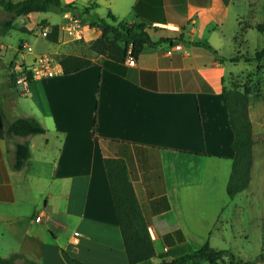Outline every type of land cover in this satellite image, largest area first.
<instances>
[{"label": "crops", "instance_id": "0c3cea01", "mask_svg": "<svg viewBox=\"0 0 264 264\" xmlns=\"http://www.w3.org/2000/svg\"><path fill=\"white\" fill-rule=\"evenodd\" d=\"M62 1L80 8L96 3L95 17L110 13L120 21L144 24L157 45L145 46L135 66H129L85 54L101 36L98 28L88 26L79 41L65 40L62 32L57 44L42 38L35 53L56 59L84 56L94 64L74 74L31 81L24 93L23 85L11 81L10 68L32 65L35 57L19 44L6 46L1 36L11 29L3 28L6 18L0 20V111L8 121L36 118L47 130L28 138L8 136L3 133L7 124L1 128L0 123V219L12 231L10 240L1 235L10 250L0 258L22 255L15 264H25V259L33 264H77L73 259L129 264L104 164L106 158H122L149 224L155 263L166 248L189 244L198 250L207 243L242 261L248 222L254 221L259 236V219L264 218V106L250 105L251 182L231 199L227 185L235 133L222 93L232 75L246 68L229 58L241 39L240 18L251 5L246 0ZM239 4L244 6L240 10ZM60 16V23L47 20L61 26L66 13ZM25 18L29 22L22 30L37 41V23L45 18L36 12ZM6 49L15 53L10 62ZM25 97L31 104L23 103ZM25 140L31 157L15 171V145ZM26 206L33 208L34 219L25 215ZM20 223L26 225L23 231L16 229ZM12 238L19 245H12ZM250 263L264 260L257 256Z\"/></svg>", "mask_w": 264, "mask_h": 264}, {"label": "trees", "instance_id": "16d2710c", "mask_svg": "<svg viewBox=\"0 0 264 264\" xmlns=\"http://www.w3.org/2000/svg\"><path fill=\"white\" fill-rule=\"evenodd\" d=\"M96 6V3H91L89 6L80 8L76 3L67 4L62 0H0V8L7 14V18L3 22V28L6 31L13 28L17 18L28 16L31 13L63 14L71 12L84 24L101 31V36L90 46L89 50L92 55L104 56L117 63H124L129 51L137 59L145 46L157 45L146 31L144 24L120 21L110 13L107 18L95 17L91 12ZM41 26L42 28H50L47 40L57 44L60 37V26L50 24L47 19L42 21ZM254 30L258 33H264V21L257 23ZM195 44L214 50L209 43L204 41H197ZM243 58L232 56L229 60L237 63ZM244 59L246 63L261 62L264 60V49L257 52L254 57ZM57 60L65 75L77 73L94 64L89 57L72 54L61 55ZM10 74L11 81L15 83V73ZM222 95L229 113L230 125L235 133L233 144L235 157L227 185V193L233 199L244 192L251 182L254 141L249 112L250 97L246 91L227 87L223 89ZM0 123L1 128H4L5 123L7 124L3 133L8 136L28 138L47 132L36 118L23 117L8 121L2 111H0ZM30 157V142L25 140L23 143H17L14 149L13 169L21 171ZM104 164L129 264H201L202 262L210 264H253L239 260L230 250L216 249L209 243L198 250L193 249L189 244L173 247L160 254L159 263H155L153 259L157 253L154 241L131 181L127 162L122 158H106ZM22 257L20 254H15L9 258H0V264H15L16 260ZM73 261L82 264L77 260L73 259ZM25 264H33V261L25 259Z\"/></svg>", "mask_w": 264, "mask_h": 264}, {"label": "rangeland", "instance_id": "374dc122", "mask_svg": "<svg viewBox=\"0 0 264 264\" xmlns=\"http://www.w3.org/2000/svg\"><path fill=\"white\" fill-rule=\"evenodd\" d=\"M15 1H21V0H15ZM246 2L248 5H251V9L249 10L247 15H243L240 18V28H239L238 36L239 37L241 36V39L238 42L236 53L234 56L252 58L257 52L264 49L263 34L258 33L254 30V26L257 23L264 21V0H246ZM238 6H239V10L244 7L241 4H239ZM5 18H7V15L3 11L0 12V20H3ZM42 18L48 19L52 23L62 22V18L60 14H56V13H42ZM42 21L43 20H40L37 23L38 24L37 35L39 36V39H37V41L35 36H33L32 34L25 33L22 30V27L29 22V20L26 19L25 17L17 18L14 22V28L11 29L7 35L1 36V38L4 39L6 46H9L11 44L13 45L19 44V48L21 50H24V52H26L27 49L25 48V42L22 43L21 39L28 40V43L30 44L28 45L31 46L33 49L34 47L37 48L39 46L38 42L40 41V39L43 38L41 36ZM244 34H249L248 35L249 42L244 41V37H243ZM5 51H6L5 55H7L6 61L10 62V60L14 58L15 53L12 49H6ZM85 54L92 55L90 50L85 52ZM244 58L237 63L241 62L243 63V65H246L245 70L239 71L237 74H233L228 82L227 88H238L241 91H246L250 97V105L251 103L254 104L256 102H259V104L264 106V60H262L261 62L251 61L249 63H246ZM10 70L12 71V66ZM20 88H22V86H20ZM23 99H24L23 101L24 104H28V105L31 104L29 97H25ZM249 112H250V108H249ZM34 200H36V196L33 195V198H30V205ZM25 215H27V217H29L30 219L32 218L34 219L33 208L28 209L26 206ZM20 224L21 225L16 224V229L20 228L23 231L26 225H22V223ZM33 229H36V225L34 224L31 227V231H33ZM248 229L250 233L248 250L241 253L239 256L240 258H242L243 262H253L257 256H259V262L260 261L263 262L264 243L262 242V239L264 240V235H263L264 218H262V220L259 219V236L256 235L257 230L254 221L248 222ZM2 234L5 237H7V239H9L8 237H12L11 226L6 221H4V219H0V256H8L10 249L8 248L9 245L7 243L9 242L6 241L5 239L3 240V238L1 237ZM11 242L10 243L12 245L13 243L19 245V241H17V239L15 238L14 239L12 238ZM258 242H259V246H258ZM236 258L238 257L236 256Z\"/></svg>", "mask_w": 264, "mask_h": 264}, {"label": "built area", "instance_id": "2783aa9c", "mask_svg": "<svg viewBox=\"0 0 264 264\" xmlns=\"http://www.w3.org/2000/svg\"><path fill=\"white\" fill-rule=\"evenodd\" d=\"M81 19L75 17L71 12L66 13V21L60 26V33L62 32L65 40L79 41L85 38L84 30L88 27ZM50 29L48 27L42 28L41 36L47 38ZM27 49L25 53L34 55V62L32 65L16 64L12 67V72L16 75V82L23 85L24 93L28 92V86L31 81L41 80L45 78L55 77L63 73L62 67L58 60L50 53H35L34 49L25 44ZM177 49H182V45H177ZM125 63L129 66H135L136 58L132 56L129 51ZM40 220V218H37ZM168 249H165L167 252Z\"/></svg>", "mask_w": 264, "mask_h": 264}]
</instances>
